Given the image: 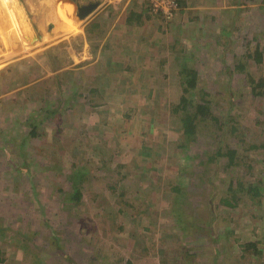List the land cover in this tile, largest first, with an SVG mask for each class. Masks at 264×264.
<instances>
[{"label":"rangeland","instance_id":"rangeland-1","mask_svg":"<svg viewBox=\"0 0 264 264\" xmlns=\"http://www.w3.org/2000/svg\"><path fill=\"white\" fill-rule=\"evenodd\" d=\"M176 2L166 15L151 0H0V264H264L251 81L264 77V0ZM185 68L187 96L211 109L187 156L173 112ZM218 147L240 163L204 154ZM77 164L79 203L66 195ZM178 188L192 204H172ZM173 206L204 216L200 230Z\"/></svg>","mask_w":264,"mask_h":264},{"label":"trees","instance_id":"trees-1","mask_svg":"<svg viewBox=\"0 0 264 264\" xmlns=\"http://www.w3.org/2000/svg\"><path fill=\"white\" fill-rule=\"evenodd\" d=\"M256 54L258 57H261V53L258 50L256 51ZM183 71H185V73L187 72V74L184 76L185 80L183 81L185 84V86L183 85V95L179 103L176 106H174L173 112L176 115H178V119L180 122L179 128L181 130V138H180L181 143L180 144L178 143L177 147L179 148V150L183 149L185 152V156H187L190 153L195 154L198 148H201V146H199L198 143H195V141L199 138L200 123L204 120H207L208 116L210 115L211 109L207 103L195 102L194 100H192L190 97L187 96V93H189L191 89L196 87L197 72L193 69H186V68ZM251 81H252V91L255 92L256 95L264 96V77H261L258 80L251 79ZM42 111H44V109H42ZM33 129L34 130H31L32 135L36 134L38 125L34 124ZM262 147L264 148V144L262 145ZM250 148L255 149V148H259V146L256 144H253ZM205 153H206V156L210 154L208 158L211 161L217 162V161H221L224 159L225 161L224 163L227 166H231L234 163H240L241 161L240 160L241 158L238 157L237 149H227L226 151H223L222 148L218 147L216 150L210 152V150L207 148L204 151V154ZM72 169L73 170L71 174L68 176L69 183H68V191L66 190L67 191L66 195L69 196L70 201H75L76 203H79L82 198L83 185H84L83 183L86 181L87 174L84 171L85 169L78 166V164L76 167H73ZM173 171L175 172V169ZM237 180L238 181H235L233 178H230V181L227 183V188H229V190L236 191L235 190L236 182H238L239 185L245 184L242 180H239V179ZM249 187L253 188L254 186L250 185ZM178 189H179V193L175 194V196L172 198V204L173 203L178 204L179 202H184V200L187 201L188 199V197L185 196L186 192H183L181 194L182 191L180 190V188ZM229 194H230L229 196H231L233 192H229ZM220 201L230 206L235 205V204H232L228 196L221 197ZM187 202L192 204L190 200ZM198 206L199 204H197L195 208ZM173 208H174L173 212L175 213L174 215L175 223L178 226H182V229H184V231L190 232L191 229H197L196 232H198L200 230L201 228L200 225L205 220L204 216H200L194 209H189V208L183 209V207L181 209H177L174 206ZM195 212L198 215H195ZM214 216L215 214L211 212V219H213ZM174 220H173V223H174ZM194 220H196L197 222L195 223ZM208 225H209V222H208ZM2 232H6V229L4 228ZM17 233L25 235L26 232L22 229H17ZM219 236L221 235L219 234L217 237L214 238V234H213L212 240L219 242V239H218ZM252 246H256V245L252 244ZM217 255L215 257H217Z\"/></svg>","mask_w":264,"mask_h":264},{"label":"built area","instance_id":"built-area-1","mask_svg":"<svg viewBox=\"0 0 264 264\" xmlns=\"http://www.w3.org/2000/svg\"><path fill=\"white\" fill-rule=\"evenodd\" d=\"M179 2V1H178ZM152 7L155 11H163L166 15L171 13L177 8L176 0H151Z\"/></svg>","mask_w":264,"mask_h":264},{"label":"water","instance_id":"water-1","mask_svg":"<svg viewBox=\"0 0 264 264\" xmlns=\"http://www.w3.org/2000/svg\"><path fill=\"white\" fill-rule=\"evenodd\" d=\"M96 4H91V5H88V6H82L80 8V14L78 15V17H82V16H85L86 14H88L93 7H95ZM42 38V37H41Z\"/></svg>","mask_w":264,"mask_h":264},{"label":"flooded vegetation","instance_id":"flooded-vegetation-1","mask_svg":"<svg viewBox=\"0 0 264 264\" xmlns=\"http://www.w3.org/2000/svg\"><path fill=\"white\" fill-rule=\"evenodd\" d=\"M51 21H54V24L56 25V27L59 25V24H56V18H51Z\"/></svg>","mask_w":264,"mask_h":264},{"label":"crops","instance_id":"crops-1","mask_svg":"<svg viewBox=\"0 0 264 264\" xmlns=\"http://www.w3.org/2000/svg\"><path fill=\"white\" fill-rule=\"evenodd\" d=\"M127 21V20H126Z\"/></svg>","mask_w":264,"mask_h":264}]
</instances>
